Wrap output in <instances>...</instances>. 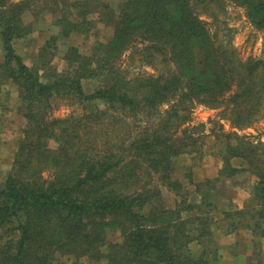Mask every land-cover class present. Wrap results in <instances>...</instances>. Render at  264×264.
<instances>
[{
    "label": "trees",
    "instance_id": "obj_1",
    "mask_svg": "<svg viewBox=\"0 0 264 264\" xmlns=\"http://www.w3.org/2000/svg\"><path fill=\"white\" fill-rule=\"evenodd\" d=\"M227 1L264 36V0H0V88L16 87L25 121L0 183V264H54L57 253L103 264H221L215 214L224 234L264 239V143L238 133L264 118V42L262 56H238L222 18ZM27 13L56 30L31 65L13 47L33 29ZM97 23L108 35L87 53L66 46L56 69L57 42ZM64 101L81 111L52 116ZM193 102L216 109L231 130L219 125L216 134L217 176L188 180V191L174 166L181 155L202 156L204 127L187 125ZM245 171L247 202L219 209L217 183ZM107 230L121 239L107 242Z\"/></svg>",
    "mask_w": 264,
    "mask_h": 264
},
{
    "label": "rangeland",
    "instance_id": "obj_2",
    "mask_svg": "<svg viewBox=\"0 0 264 264\" xmlns=\"http://www.w3.org/2000/svg\"><path fill=\"white\" fill-rule=\"evenodd\" d=\"M104 1L115 7L121 0ZM225 7V13L223 14L222 18L226 20L228 26L233 31L231 41L238 56L241 59H245L247 57L257 58L262 56L264 42L263 33L250 24L242 7L237 6L230 1H227ZM24 20L26 22H33V29L28 34L29 36L19 40L17 46L19 50H16L18 51L17 53H19L22 57V61L25 64H31V62L34 61V57L39 46L43 44L47 36H49L51 33L56 32V30L49 28V17H46V19H44L46 21H37L27 13L24 15ZM209 26L211 28V24H209ZM109 31V28H105L100 23H97V25L88 35L83 36L72 34L68 38L60 39L57 42L55 56L52 59L53 66H55L58 70L64 68V62L61 60V56L66 46L75 45L80 49L81 52L87 53L91 45L95 43L97 39L103 40L108 35ZM126 63L127 54H125V56L121 57L120 59V64H122V66ZM141 70L145 72L151 71L149 67H143L141 68ZM84 86L85 88H87V85L84 84ZM166 107V105H163L161 109H165ZM71 111H74V113H78L79 111H81V109L76 103H66L64 101L59 102L57 105L56 102V105L54 106L52 112V116L65 117ZM6 121H9V125L11 122L10 117L9 119L4 118L3 123L5 124V129L3 126L1 131L6 132V128L10 129L6 126ZM187 125H202L204 127L203 133L206 134L201 139L202 156L200 158H198V155H195L194 158H192L191 155H181L175 161L174 177L179 178V180L186 183V188L188 189V191H191L192 187L191 184H189L188 180L191 179L195 182L202 181L206 178H214V175L217 172V167L221 166V159L218 152L220 149H218L219 147L217 143L220 137L216 138V134L221 131L219 125L222 126L223 131H230L231 128L228 121L219 118L218 111L216 109L209 108L197 102H193L191 106L190 121L187 123ZM21 128L22 127H20V131ZM11 129L13 131H11L12 133L10 134L14 137L12 136L10 141L13 140V142H11V145H14V149L11 152L9 146H7V148L0 147V175H2L1 172L5 170V165L9 163V159H6L7 156H11V158L13 159L18 139L21 136V132L18 133V127L16 128L15 125H12ZM238 133L248 136L251 140H258L264 143V118L249 128L239 130ZM197 135L198 132H194V136ZM7 142H9V140ZM48 144L50 147H53L54 145L53 141H49ZM5 160L7 161L6 163ZM233 164L236 166L239 164V162L234 161ZM49 175L50 173L48 171L43 173V177H48ZM3 176H0V183L4 178ZM224 182V184L223 182L217 183V189L211 196V199L217 202L219 209L221 207H225L226 209L239 208L240 205V207H242L244 202H247L251 193L253 182V177L251 176V174L247 171L239 172L233 178ZM162 194L166 205H173L174 195L166 191L165 189L162 190ZM228 198H231V200L233 198V201L229 202L227 200ZM214 217V239L219 246L221 264H264V239L255 234L253 236L251 235V237L249 235V232L244 229H239L234 233L226 235L223 233L220 227L221 225L223 226V224H225L226 222L222 220L220 214H215ZM107 232V242L118 241L121 239L118 230H107ZM228 237L236 239L237 242L230 243L229 245H222L221 247V245H219L220 242H222L223 239H227ZM104 248L105 246L101 248V251L105 250ZM54 264H103V262L94 261L87 255L72 256L68 254L57 253L54 259Z\"/></svg>",
    "mask_w": 264,
    "mask_h": 264
},
{
    "label": "crops",
    "instance_id": "obj_3",
    "mask_svg": "<svg viewBox=\"0 0 264 264\" xmlns=\"http://www.w3.org/2000/svg\"><path fill=\"white\" fill-rule=\"evenodd\" d=\"M44 21H46V20H44ZM27 36H29V35H27ZM27 36H25V37H27ZM25 37H23V38H21V39H24ZM21 39H17V40H15L14 41V43H13V47H14V50H15V52L17 53L18 51L17 50H19L18 49V43H19V40H21ZM28 39V38H27ZM17 42V43H16ZM17 49V50H16ZM19 54V53H18ZM20 55V54H19ZM2 58H3V52H2V50H1V45H0V61L2 60ZM32 63V62H31ZM27 65H31V64H27ZM17 89H16V87L14 86V85H12V84H10V83H5L3 86H1V88H0V147L1 148H7V146H9V149H11V152L13 151V149H14V145H11L12 143L11 142H13V140L12 141H10L11 140V138H12V136H11V134L10 133H12L11 131H13L12 129H11V126L12 125H15L16 126V128L18 127V133L19 132H21L20 131V127H23V125H24V118L22 117V115L17 111ZM9 117H10V120H11V122H10V124L8 125V123H9V121H6V126L7 127H9L10 129H8V128H6V132H4V131H1V129H2V127L4 126V129H5V124L3 123V121H4V118H8L9 119ZM21 121V122H20ZM18 123H19V126H18ZM21 124H23V125H21ZM9 130V131H8ZM14 137V136H13ZM9 140V142H7ZM5 143V144H4ZM1 151V150H0ZM6 159H9V163L8 164H6L5 165V170L3 171V172H1L2 173V175H0V176H3L4 174H6L7 172H8V170H9V167H10V165H11V162L10 161H12V158H11V156H7V158ZM7 161L5 160V163H6ZM221 166H218L217 167V171L219 170V168H220ZM5 176V175H4ZM3 176V177H4ZM217 176V172L215 173V175H214V177H216ZM1 179V178H0ZM194 182V181H193ZM195 182H198V181H195ZM225 182H223V184H224ZM191 187H193L192 185H191ZM229 202H231V201H233V198H232V200H231V198H228L227 199ZM241 206V205H240ZM239 206V208H241ZM221 207V206H220ZM221 208H223V207H221ZM225 208V207H224ZM226 209V208H225ZM245 230V229H244ZM247 230V229H246ZM248 232H249V235L251 236H253L254 234L250 231V230H247ZM233 235V234H232ZM251 236V237H252ZM234 242H237L236 241V239H232V238H230V237H228L227 239H223L222 240V242H220V244L219 245H221V247H222V245H229L230 243H234ZM250 242V241H249ZM223 243V244H222ZM263 252H264V250H263Z\"/></svg>",
    "mask_w": 264,
    "mask_h": 264
}]
</instances>
